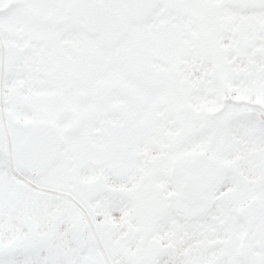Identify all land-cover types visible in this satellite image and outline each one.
I'll return each instance as SVG.
<instances>
[{"label":"snow or ice","instance_id":"6c2138e0","mask_svg":"<svg viewBox=\"0 0 264 264\" xmlns=\"http://www.w3.org/2000/svg\"><path fill=\"white\" fill-rule=\"evenodd\" d=\"M0 264H264V0H0Z\"/></svg>","mask_w":264,"mask_h":264}]
</instances>
